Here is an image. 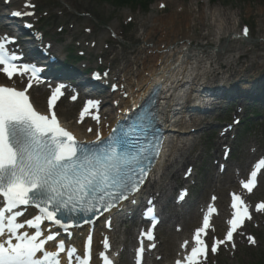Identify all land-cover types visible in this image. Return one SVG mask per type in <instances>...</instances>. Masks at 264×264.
I'll return each mask as SVG.
<instances>
[{"label":"snow or ice","instance_id":"snow-or-ice-1","mask_svg":"<svg viewBox=\"0 0 264 264\" xmlns=\"http://www.w3.org/2000/svg\"><path fill=\"white\" fill-rule=\"evenodd\" d=\"M34 7L25 4V8ZM11 15L21 18L34 12L14 10ZM247 33L245 27L244 35ZM14 44V38L0 37V71L9 79L25 74L30 79L24 90L0 85V264H61L62 254L67 264H91V230L85 238V250L80 253L75 245L58 239V233H53L50 225L71 236L75 229L94 225L112 209H121L124 201L135 204L158 158L162 138L149 137L148 127L141 123L134 126V130L138 129L135 134L113 129L107 138L97 133L95 141H79L73 132L60 126L54 111L57 100L64 95L63 85L50 97L49 107L53 109L50 116L34 108L27 91L33 80L40 79L42 68L20 63L22 52L8 47ZM97 107L98 102L88 101L80 122L85 113ZM93 118L99 120L98 115ZM257 175L252 171L249 180L243 183L249 192L256 185ZM233 200L231 207L235 211L229 221L230 230L224 240L214 241L213 252L219 245L233 241L245 217L251 219L247 206L241 207L244 205L241 197L234 194ZM147 205L144 218L151 219L154 227L158 218L151 198ZM260 209H264V204L258 206ZM31 210H35L31 216H25ZM208 211L211 215L215 209ZM106 221L111 227L110 220ZM208 227L209 218L205 216L203 227L195 234L197 246L186 257V264H198L199 257L206 255L202 234H207ZM147 239L154 240V236L147 234ZM249 240L255 243L251 237ZM50 242H54L55 251L47 250ZM103 244L106 249L110 247L106 238ZM143 251L141 241L138 256ZM100 256L104 264H112L106 254ZM176 264L182 262L177 260Z\"/></svg>","mask_w":264,"mask_h":264},{"label":"rangeland","instance_id":"rangeland-1","mask_svg":"<svg viewBox=\"0 0 264 264\" xmlns=\"http://www.w3.org/2000/svg\"><path fill=\"white\" fill-rule=\"evenodd\" d=\"M35 1V6L39 8V16L42 15V17L47 18L45 22L48 26L47 30L52 41L59 43L63 39L67 44L69 37L70 39L80 38L79 45H75V47L82 51L85 48L91 49L90 46L94 44L93 47L91 46V52H93L94 56L100 57L99 60L109 65L112 71L118 72L119 78L121 77L122 79L130 78L129 74H132L131 71L135 74V69L138 71L140 68L141 59H145L148 55L152 54V50L163 48L162 44L168 38L172 43H179L184 40L185 33H192L187 29L188 21H181L178 18L173 29H167L165 33L158 32L152 34L145 41L144 33L149 28L155 25H162V22L169 20L177 11L183 12L188 9L189 11L195 12L199 10L198 6L203 4L204 9L209 12L215 9H221L224 14H235L237 16L236 20L240 19L239 22L234 21L238 34L241 33L243 26L251 32V37L253 38L251 43L242 44L238 39V43H229L227 57L230 56L228 54L230 47L236 45L244 46L246 50L250 51L248 57L253 61L252 69L259 71L260 68L264 67V0H202L204 2L200 4L195 0H146V2H150L146 6L147 8L144 5L136 4L135 6L127 5L119 8L111 2L109 4L101 0ZM149 19L151 20L149 21ZM183 20H187V18H183ZM59 27L63 29L64 33L61 34V30H57ZM57 34L58 36L55 37ZM72 42L75 44V41ZM69 44H71V41ZM58 45L60 47L61 44ZM83 46L85 47L84 49L79 48ZM250 60H246V62ZM92 63L89 60L85 66H90ZM128 65L129 70L125 68ZM63 105L69 104L63 102L61 107ZM260 115L261 120L256 121L259 125L253 128L254 130L250 138L241 141L243 151L245 149V152L240 157L235 158L233 163L234 167L239 166L242 169L247 167L251 161L252 148H258L257 155L264 154V114L262 113ZM69 118L72 121L77 118L76 110H74ZM203 127L198 128L196 133L183 139L180 149L184 157L190 158L194 162V166L196 164V172L200 169L202 159L205 157L206 152L214 144L208 137L207 131L202 130ZM219 147L211 152V154H208L213 156L214 153H217L215 151L220 152ZM203 164L204 166L206 165V163ZM182 165L183 163L173 166L169 169L168 175L162 179V186H166L165 188L167 189V200L171 198L172 193L169 190L171 188L169 185L172 183L169 174L170 172L179 170ZM212 169L214 171L212 172L213 176L210 178L211 182L213 177L216 176L215 169ZM181 174L182 172L179 175ZM225 185L219 186L218 190L221 198L227 199V191L229 188ZM210 187L207 185L208 189ZM167 226L171 228V223L167 224ZM187 233L186 230L183 236L187 235ZM247 235L255 236L257 243L249 244ZM133 239V232L130 230L127 231L124 236L126 245L130 246ZM176 241L177 238L174 241L175 244L169 250L175 251ZM208 264H264V215H260L254 220L244 233L239 236L235 249L222 251L218 257H212Z\"/></svg>","mask_w":264,"mask_h":264},{"label":"bare ground","instance_id":"bare-ground-1","mask_svg":"<svg viewBox=\"0 0 264 264\" xmlns=\"http://www.w3.org/2000/svg\"><path fill=\"white\" fill-rule=\"evenodd\" d=\"M26 1L29 2V0ZM195 1L198 4L204 2L202 0ZM198 7L199 10L195 12L189 11L188 9L183 12L177 11L169 20L162 22V25H155L149 28V30L144 33L145 41L152 34L158 32L165 33L167 29H173L178 20L188 21L187 29L192 33H185L184 40L179 43H172L169 38L165 40L164 44H162L163 48L152 50V54L148 55L145 59H141L140 68L138 71L135 69V75L131 71L132 74H129L130 78L124 79L122 82L126 90L129 91L128 96L132 97V99L135 96L144 99L151 94L154 87L162 84L161 86H164L162 97L167 96V99H164L161 106L162 116L164 117L167 116L173 104L180 102V100L184 98L181 97L182 93L189 96L185 91L192 88L190 84L191 81H198L197 87H199L208 85L207 81L214 82L210 81L208 79L209 76L204 73L218 74L220 72L233 73L240 71L239 73L245 74L250 64L253 62L248 57L250 51L238 47L237 45L230 47V52L228 53L230 56L227 57L229 43L232 42L231 40L234 41V38L232 39L231 37L238 36L237 26L234 22L237 16L235 14H224L221 9H215L211 12L206 11L204 9V4ZM183 18H187V20H183ZM150 20L151 19H149V21ZM239 21L240 19L236 20V22ZM246 60L250 61L246 62ZM242 65H244V67L241 68ZM125 68L127 70L130 69L129 65ZM200 81L202 83H200ZM255 81L256 79H254V82ZM181 91L183 92L181 93ZM36 99H38V97H36ZM39 106L45 108L41 103H39ZM70 108L71 107L68 106L61 107L60 116L62 117L63 123L68 129L73 131L76 136L81 137L83 140H92L96 137V134H93L94 132L98 130L99 132L97 133L99 134H104V131L108 132V124L111 123L112 113L110 114L108 112L109 114L105 113L101 116L105 119L100 122L102 126L96 128V125L90 122H84L86 119L85 116L87 115L83 116L82 123L80 122L81 116L72 121L69 115L72 114V109L74 107ZM179 125L181 126L182 124ZM180 126L175 127H179L181 133H188V131H182ZM191 127L195 126L193 125ZM89 128L92 129L91 132L88 131ZM186 130L188 129L186 128ZM182 156L183 155H181V158ZM167 175L168 173L162 172L163 177ZM169 175L174 177L177 173H170ZM157 176L159 177V171ZM221 206L222 212H224L225 203L223 201H221ZM195 219L196 216L192 221L195 222ZM169 256L170 254H167L166 259H168Z\"/></svg>","mask_w":264,"mask_h":264},{"label":"trees","instance_id":"trees-1","mask_svg":"<svg viewBox=\"0 0 264 264\" xmlns=\"http://www.w3.org/2000/svg\"><path fill=\"white\" fill-rule=\"evenodd\" d=\"M103 2H108V3H112L117 7L123 8L127 5H131V6H135L136 5H141V6H147V4H149L150 2L146 0H102ZM144 1V2H143ZM149 2V3H148ZM147 8V7H146Z\"/></svg>","mask_w":264,"mask_h":264}]
</instances>
